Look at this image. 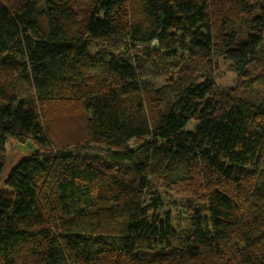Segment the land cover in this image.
Returning <instances> with one entry per match:
<instances>
[{
    "label": "trees",
    "instance_id": "16d2710c",
    "mask_svg": "<svg viewBox=\"0 0 264 264\" xmlns=\"http://www.w3.org/2000/svg\"><path fill=\"white\" fill-rule=\"evenodd\" d=\"M8 138L36 148L0 191V264H264V0H0Z\"/></svg>",
    "mask_w": 264,
    "mask_h": 264
},
{
    "label": "rangeland",
    "instance_id": "374dc122",
    "mask_svg": "<svg viewBox=\"0 0 264 264\" xmlns=\"http://www.w3.org/2000/svg\"><path fill=\"white\" fill-rule=\"evenodd\" d=\"M105 2L106 0H99ZM90 51L93 52L94 48L90 47ZM218 71L216 73L215 82L222 88L227 89L235 87L238 83V74L232 69L230 62L226 59L220 58L218 62ZM255 68L252 65L249 69ZM256 69V68H255ZM258 67L256 69L259 70ZM147 80L153 87H157L162 83L161 76H147ZM46 114L51 117L50 129L52 132L53 142L55 144H68L80 139L82 131L77 129L80 127L82 118L78 119L77 127L75 128L74 122H59L57 116H61L65 111L58 108V106H52L45 103ZM60 112V113H59ZM79 114L82 117L81 111L78 108H74V114ZM56 116V117H55ZM73 123V124H72ZM82 129V128H81ZM36 147L29 143H20L14 138H8L0 149V191H9V188L5 185V179L10 169L23 157L28 156L32 150ZM153 194L159 195L161 200V210L159 215L168 214L170 216L173 227L178 231L189 226V222L185 218V212L183 210V204L187 193L179 191L178 189H168L162 183L159 178L153 179Z\"/></svg>",
    "mask_w": 264,
    "mask_h": 264
}]
</instances>
